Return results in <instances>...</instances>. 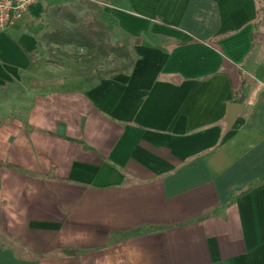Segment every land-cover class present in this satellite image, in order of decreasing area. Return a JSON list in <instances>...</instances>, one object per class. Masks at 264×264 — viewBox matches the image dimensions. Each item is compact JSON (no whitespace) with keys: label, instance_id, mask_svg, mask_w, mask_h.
<instances>
[{"label":"crops","instance_id":"crops-1","mask_svg":"<svg viewBox=\"0 0 264 264\" xmlns=\"http://www.w3.org/2000/svg\"><path fill=\"white\" fill-rule=\"evenodd\" d=\"M100 1L108 78L0 33V264H264V0Z\"/></svg>","mask_w":264,"mask_h":264},{"label":"rangeland","instance_id":"rangeland-1","mask_svg":"<svg viewBox=\"0 0 264 264\" xmlns=\"http://www.w3.org/2000/svg\"><path fill=\"white\" fill-rule=\"evenodd\" d=\"M107 7L100 0H58L54 3L39 0L38 6L6 32L7 38L24 52L28 60L29 66L20 71L21 79L29 78L25 71L38 63L56 67L62 71V75L78 77L85 82L101 80L120 72L128 60L118 52L123 37L107 27L108 21L104 16ZM77 28L90 35L94 43L97 39L91 33L102 30V45L109 48L106 54L98 55L77 43L54 44L48 41L47 36L57 30L74 31ZM4 50L0 49L2 52ZM6 55L11 59L16 56L8 50ZM19 88V83L13 80L0 86V119L12 116L13 98L16 95L13 91Z\"/></svg>","mask_w":264,"mask_h":264},{"label":"trees","instance_id":"trees-1","mask_svg":"<svg viewBox=\"0 0 264 264\" xmlns=\"http://www.w3.org/2000/svg\"><path fill=\"white\" fill-rule=\"evenodd\" d=\"M79 29L80 28H77L74 31L57 30L48 35L47 38L49 42L54 44L77 43L82 47H85L87 50H90L91 52H96L98 55L106 54L109 48L107 49V47L105 48L102 45V39L104 37V33L102 30L91 33V35H94L97 39V42L94 43L91 40L90 35L81 32V30ZM118 50V52H121V56L127 60L129 54L126 49L123 47H119ZM128 65L129 64L124 65L120 71H124L128 67Z\"/></svg>","mask_w":264,"mask_h":264},{"label":"built area","instance_id":"built-area-1","mask_svg":"<svg viewBox=\"0 0 264 264\" xmlns=\"http://www.w3.org/2000/svg\"><path fill=\"white\" fill-rule=\"evenodd\" d=\"M39 0H0V33L12 29Z\"/></svg>","mask_w":264,"mask_h":264},{"label":"water","instance_id":"water-1","mask_svg":"<svg viewBox=\"0 0 264 264\" xmlns=\"http://www.w3.org/2000/svg\"><path fill=\"white\" fill-rule=\"evenodd\" d=\"M243 106L239 103H232L228 107V115L226 118V122L228 125H231L233 120L237 117V115L242 110Z\"/></svg>","mask_w":264,"mask_h":264}]
</instances>
